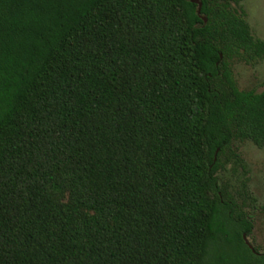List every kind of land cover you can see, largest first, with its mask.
I'll use <instances>...</instances> for the list:
<instances>
[{"label":"trees","instance_id":"trees-1","mask_svg":"<svg viewBox=\"0 0 264 264\" xmlns=\"http://www.w3.org/2000/svg\"><path fill=\"white\" fill-rule=\"evenodd\" d=\"M200 1L0 0V264H264L219 175L264 147V39Z\"/></svg>","mask_w":264,"mask_h":264},{"label":"rangeland","instance_id":"rangeland-1","mask_svg":"<svg viewBox=\"0 0 264 264\" xmlns=\"http://www.w3.org/2000/svg\"><path fill=\"white\" fill-rule=\"evenodd\" d=\"M242 4L253 33L264 39V0H243ZM232 67L240 88L264 90V58L255 65L235 59ZM238 144L246 168L230 163L219 171L220 180L251 215L253 232L246 236L250 244L264 251V147L251 140Z\"/></svg>","mask_w":264,"mask_h":264},{"label":"water","instance_id":"water-1","mask_svg":"<svg viewBox=\"0 0 264 264\" xmlns=\"http://www.w3.org/2000/svg\"><path fill=\"white\" fill-rule=\"evenodd\" d=\"M193 2H196L199 4L198 12L201 14L202 9V2L200 0H192ZM201 17L206 21L207 17L204 15H201ZM246 242L253 248L252 244H250L249 240L246 238Z\"/></svg>","mask_w":264,"mask_h":264}]
</instances>
